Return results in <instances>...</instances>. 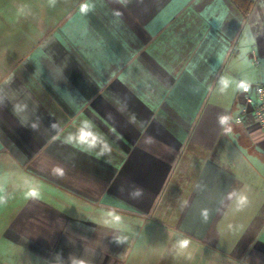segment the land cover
Wrapping results in <instances>:
<instances>
[{
	"label": "crops",
	"instance_id": "1",
	"mask_svg": "<svg viewBox=\"0 0 264 264\" xmlns=\"http://www.w3.org/2000/svg\"><path fill=\"white\" fill-rule=\"evenodd\" d=\"M23 12L0 35L25 44L1 56L0 238L48 264L123 262L157 235L189 241L182 264H264V132L236 119L239 84L264 81V0Z\"/></svg>",
	"mask_w": 264,
	"mask_h": 264
},
{
	"label": "rangeland",
	"instance_id": "2",
	"mask_svg": "<svg viewBox=\"0 0 264 264\" xmlns=\"http://www.w3.org/2000/svg\"><path fill=\"white\" fill-rule=\"evenodd\" d=\"M23 11H25V0H0V35L7 30L11 35H7L8 41L12 40L14 32V36L18 37L21 33V28H25V12ZM2 17H8L14 22L8 25L12 30L4 26L5 23H3ZM28 37L33 38L29 35ZM1 40H3V37L0 36V41ZM16 42H18L17 38L14 39V44L10 42L6 45L0 43V73L11 63V60H3L1 58L2 55L4 58H11V55L14 56V54L16 55L20 51L21 54L22 50L25 49V44L21 43L17 45ZM8 52H14V54ZM157 236H159V242H157L156 239L150 241L144 240L127 252L123 262L111 259L110 264H182L181 255H179V253L175 254L173 253L174 251L169 250L177 246L178 240L173 241L171 239V241L170 238L165 235ZM151 245L156 248L150 249ZM46 260L47 257L45 254H39L32 250H30L29 253L26 252V248L25 250L23 248V243L16 241L11 242L9 238L5 239V237L0 238V264H11L13 262V264H45ZM46 264L48 263L46 262Z\"/></svg>",
	"mask_w": 264,
	"mask_h": 264
},
{
	"label": "built area",
	"instance_id": "3",
	"mask_svg": "<svg viewBox=\"0 0 264 264\" xmlns=\"http://www.w3.org/2000/svg\"><path fill=\"white\" fill-rule=\"evenodd\" d=\"M236 103L237 121L247 119L253 127L264 132V81L241 82L236 93Z\"/></svg>",
	"mask_w": 264,
	"mask_h": 264
},
{
	"label": "clouds",
	"instance_id": "4",
	"mask_svg": "<svg viewBox=\"0 0 264 264\" xmlns=\"http://www.w3.org/2000/svg\"><path fill=\"white\" fill-rule=\"evenodd\" d=\"M221 83H224V82L221 81ZM0 103H2V101H0ZM220 123H221V124L224 123V118H221ZM32 127H33V130H34L36 126L33 125ZM226 131H227V129H226ZM140 191H142V190L139 189V188H133V192H134V193H138V192H140ZM131 194H132V193H130V195H131ZM233 197L235 198V199H234L235 211H237V212H241V211H243L244 208H245V206H246L247 203H248L247 196L244 195L242 192H241V193L233 192L229 198L232 199ZM2 203H4V201H3V200H0V204H2ZM205 219H207V215H206V214H205ZM116 243L119 244V243H122V241H119V240H118V241H116ZM188 244H189V241H188L187 239H182V240H179V241L177 242V246H178L180 249H185V248H187ZM58 255H59V253H58Z\"/></svg>",
	"mask_w": 264,
	"mask_h": 264
},
{
	"label": "trees",
	"instance_id": "5",
	"mask_svg": "<svg viewBox=\"0 0 264 264\" xmlns=\"http://www.w3.org/2000/svg\"><path fill=\"white\" fill-rule=\"evenodd\" d=\"M239 9L247 11L250 0H231Z\"/></svg>",
	"mask_w": 264,
	"mask_h": 264
},
{
	"label": "snow or ice",
	"instance_id": "6",
	"mask_svg": "<svg viewBox=\"0 0 264 264\" xmlns=\"http://www.w3.org/2000/svg\"><path fill=\"white\" fill-rule=\"evenodd\" d=\"M242 87H243V85H242Z\"/></svg>",
	"mask_w": 264,
	"mask_h": 264
}]
</instances>
